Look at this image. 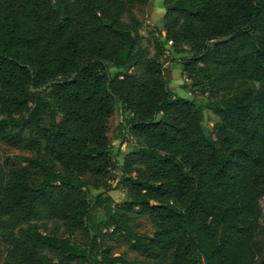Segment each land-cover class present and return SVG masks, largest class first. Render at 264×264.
I'll return each mask as SVG.
<instances>
[{"label":"trees","instance_id":"trees-1","mask_svg":"<svg viewBox=\"0 0 264 264\" xmlns=\"http://www.w3.org/2000/svg\"><path fill=\"white\" fill-rule=\"evenodd\" d=\"M149 1L0 0V122L18 130L14 145L38 156L23 161L41 174L34 185L30 171L0 164L10 264H137L103 245L113 236L163 264H264V0H163L153 56L133 13ZM169 42L191 98L169 89ZM115 107L118 129L138 142L121 160L107 137ZM205 109L218 118L212 135ZM115 167L116 187L89 198L82 175ZM134 212L152 235L133 231Z\"/></svg>","mask_w":264,"mask_h":264},{"label":"rangeland","instance_id":"rangeland-1","mask_svg":"<svg viewBox=\"0 0 264 264\" xmlns=\"http://www.w3.org/2000/svg\"><path fill=\"white\" fill-rule=\"evenodd\" d=\"M163 0H150L149 4L146 7L135 8L133 10L134 15L137 17L141 23L140 27V36L142 37L143 44L149 49L150 56L155 54L154 51V41L159 37V35H164L163 28V16L165 14L163 8ZM123 21L128 22L127 16L123 17ZM189 53V49L186 48V52L182 56H186ZM177 59L178 57L172 54L171 45L166 43L164 47V56L161 58L162 61H165V69L167 73V78L169 80V89L172 92L180 94L182 96H187L191 98L187 89L188 82L185 80L181 72L174 71L178 67L171 68V60ZM180 69V68H179ZM141 69H134L133 74H141ZM197 99L200 100L201 104L205 105L209 100H213L210 95H198ZM52 113L47 109L44 113V116L41 121V127L49 126L51 122ZM204 115V127L206 131L212 135L213 126L218 121V118L213 115L211 111L205 109L203 112ZM3 119V116L0 114V121ZM122 120V117L119 116L116 107L112 117L108 120L107 124V137L109 144L114 150V153H119V160L122 159L123 153L128 151L131 147L136 146L138 142L132 139L127 132L122 133L118 129V124ZM38 130H34L33 136L36 135ZM18 136V130L16 128L3 125L0 122V164L8 167L25 169L31 172L33 184L37 185L40 182L41 174L35 168L30 167L23 159H33L38 156L29 151H21L14 145V139ZM27 136V132L23 133V137ZM118 137H121V140H118ZM40 160L46 162L48 165L52 166L56 171H61V168L55 164L53 161L48 160L44 157H39ZM120 161V165H122ZM120 172L115 167L109 175L104 178L95 177L89 173L82 175L83 180L87 183L86 193L89 198L94 197L95 195L101 193L104 189L115 188L117 182L120 180ZM115 204L118 206V210L121 213H124V207L126 203V195L122 190H112L110 192ZM259 206V220H258V231H257V242L262 247L264 251V194L258 200ZM100 215L103 213L98 212ZM129 224L131 225L133 231L140 235H152L153 227L150 221L146 216L141 215L138 212L126 213ZM60 232H65V228H61ZM74 239L79 242H85V236L81 231H77L74 234ZM103 245L109 248L114 255L124 256L127 260L137 263V264H163L160 257L157 254H144L135 252L131 248V244L128 243L121 236H113L109 239H106ZM7 249L0 242V264H10L7 261Z\"/></svg>","mask_w":264,"mask_h":264},{"label":"crops","instance_id":"crops-1","mask_svg":"<svg viewBox=\"0 0 264 264\" xmlns=\"http://www.w3.org/2000/svg\"><path fill=\"white\" fill-rule=\"evenodd\" d=\"M174 71L181 72L179 68L174 69Z\"/></svg>","mask_w":264,"mask_h":264},{"label":"built area","instance_id":"built-area-1","mask_svg":"<svg viewBox=\"0 0 264 264\" xmlns=\"http://www.w3.org/2000/svg\"><path fill=\"white\" fill-rule=\"evenodd\" d=\"M169 44H171V42H169ZM186 80V79H185ZM187 81V80H186ZM188 82V81H187Z\"/></svg>","mask_w":264,"mask_h":264}]
</instances>
